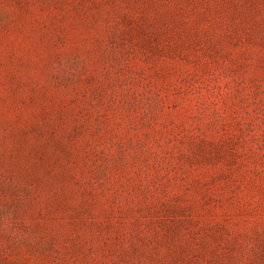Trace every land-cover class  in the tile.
I'll return each instance as SVG.
<instances>
[{"label":"rangeland","instance_id":"obj_1","mask_svg":"<svg viewBox=\"0 0 264 264\" xmlns=\"http://www.w3.org/2000/svg\"><path fill=\"white\" fill-rule=\"evenodd\" d=\"M0 264H264V0H0Z\"/></svg>","mask_w":264,"mask_h":264}]
</instances>
